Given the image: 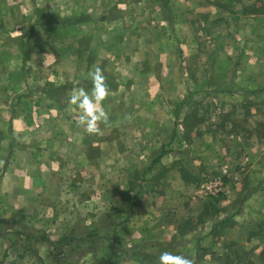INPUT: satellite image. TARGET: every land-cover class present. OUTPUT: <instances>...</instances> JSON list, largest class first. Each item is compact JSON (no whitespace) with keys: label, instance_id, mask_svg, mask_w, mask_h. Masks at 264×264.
Returning <instances> with one entry per match:
<instances>
[{"label":"rangeland","instance_id":"rangeland-1","mask_svg":"<svg viewBox=\"0 0 264 264\" xmlns=\"http://www.w3.org/2000/svg\"><path fill=\"white\" fill-rule=\"evenodd\" d=\"M167 1L0 0V264H264V0Z\"/></svg>","mask_w":264,"mask_h":264},{"label":"clouds","instance_id":"clouds-1","mask_svg":"<svg viewBox=\"0 0 264 264\" xmlns=\"http://www.w3.org/2000/svg\"><path fill=\"white\" fill-rule=\"evenodd\" d=\"M87 75L92 82L91 89L86 91L83 87L74 88L68 102L80 111L78 125L83 127L86 133L98 134V125L108 123V115L102 102L111 94V88L100 67L94 66ZM157 264H192V261L184 255L163 251Z\"/></svg>","mask_w":264,"mask_h":264},{"label":"crops","instance_id":"crops-1","mask_svg":"<svg viewBox=\"0 0 264 264\" xmlns=\"http://www.w3.org/2000/svg\"><path fill=\"white\" fill-rule=\"evenodd\" d=\"M84 1V0H83ZM173 7V3H171V1L169 0V3L167 1L165 8L162 7L163 9H167V8H172ZM101 21H105L104 18L100 19ZM51 22L53 25H55L56 29H63V28H67V27H75V26H79V25H88L91 20L88 19V17L85 14H80V15H72L69 17H63L61 19H59L58 21L54 22L51 19ZM84 49L87 50V53L89 55V51H90V47L88 46H83ZM107 83H109L110 88L112 89L114 86V83L112 81H107ZM67 86V87H66ZM79 87H83L86 91L90 90L92 87V82L91 81H86V84H80V85H72L70 82L66 83L64 85H62V87L60 85H58L57 87H52L53 92H55L58 96V94L62 93L63 96L65 95H69V93H71L73 91L74 88H79ZM42 92H45L43 90H41ZM46 93V92H45ZM55 95H53L52 93L50 94V99H54V97H56ZM13 121L12 118L8 119V124L11 123ZM12 126V124H11ZM10 127V126H9ZM12 134V132H11Z\"/></svg>","mask_w":264,"mask_h":264},{"label":"trees","instance_id":"trees-1","mask_svg":"<svg viewBox=\"0 0 264 264\" xmlns=\"http://www.w3.org/2000/svg\"><path fill=\"white\" fill-rule=\"evenodd\" d=\"M109 84V83H108ZM110 86V85H109ZM93 235V233H90V236H92ZM51 244V243H50ZM63 245L64 246H67L68 244H61L59 247L61 248V247H63Z\"/></svg>","mask_w":264,"mask_h":264}]
</instances>
